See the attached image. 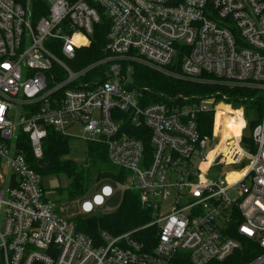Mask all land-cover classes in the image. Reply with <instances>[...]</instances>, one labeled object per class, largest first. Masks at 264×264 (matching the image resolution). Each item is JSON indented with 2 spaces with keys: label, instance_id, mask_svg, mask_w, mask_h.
<instances>
[{
  "label": "built area",
  "instance_id": "obj_1",
  "mask_svg": "<svg viewBox=\"0 0 264 264\" xmlns=\"http://www.w3.org/2000/svg\"><path fill=\"white\" fill-rule=\"evenodd\" d=\"M35 1L45 14L0 0V264H207L241 247L232 230L263 248L245 264H264V99L251 151L240 134L213 143L199 130L198 114L227 108L225 97L150 101L127 80L131 64L140 63L264 96V0ZM102 16L108 55L74 69L76 50L89 46ZM107 62L103 76L92 75ZM48 127L104 144L115 168L113 186L83 197L80 214L96 213L116 192L135 191L152 211L140 229L154 226L155 241L143 243L132 231L93 238L56 213L15 143L26 133L40 158ZM244 161L223 178H207L215 165Z\"/></svg>",
  "mask_w": 264,
  "mask_h": 264
},
{
  "label": "trees",
  "instance_id": "obj_2",
  "mask_svg": "<svg viewBox=\"0 0 264 264\" xmlns=\"http://www.w3.org/2000/svg\"><path fill=\"white\" fill-rule=\"evenodd\" d=\"M25 3L26 0H16ZM31 6L35 17L45 14V7L41 8L42 2L31 0ZM100 12V10H99ZM109 28V21L102 16L100 22L93 26V33L90 36V44L76 50V57L73 62L74 69H81L108 55L104 51L106 43V33ZM80 39V38H78ZM57 53V51H56ZM110 62L104 65H96L92 70V75H104L103 70L107 69ZM133 86L143 91L146 100L158 101L166 97L179 95L205 97L214 95L218 100L230 104L248 105L253 110V118L249 121L250 131L259 122L263 109L264 96L261 91L243 86H228L215 82H199L181 78L166 76L140 63H132ZM53 70H57L54 66ZM199 130L203 134H211L213 125L212 112L200 113L197 116ZM71 138L65 136L53 128H47V134L41 144L42 156L36 158L32 152L29 137L26 133H18L16 148L22 152L27 163L40 176L64 175L69 179L68 186L59 188V192L65 190L69 200L83 197L88 192L90 184L101 178L114 176V169L110 166L105 145L97 142H86V162L76 164L67 158L70 152ZM243 145L255 150L249 137H242ZM118 178V177H117ZM120 179V177H119ZM151 208L142 207L137 192L127 190L122 193L118 206L111 211L99 212L87 215L78 214L73 216L76 228L90 237H97L101 231L110 234H119L132 231L133 235L141 242L155 241L156 228L149 227L140 229L150 221ZM241 223V218L236 220V224ZM234 224V223H233ZM137 230V231H136ZM135 231V232H134ZM229 235L241 241V247L223 261H212L207 264H245L263 252L255 240L242 237L237 232H229Z\"/></svg>",
  "mask_w": 264,
  "mask_h": 264
},
{
  "label": "rangeland",
  "instance_id": "obj_3",
  "mask_svg": "<svg viewBox=\"0 0 264 264\" xmlns=\"http://www.w3.org/2000/svg\"><path fill=\"white\" fill-rule=\"evenodd\" d=\"M24 5H29L32 9L31 3L29 4L28 1H26ZM127 80L132 85L133 80L130 76L127 78ZM226 110L228 112L224 114ZM17 111V113L14 111L12 113V118L13 120H15V122L18 120V116L23 114L21 109H18ZM252 118L253 110L248 105L230 104L226 108L225 104H220L218 111H216L213 116L212 131L210 134L213 143H217L220 139L237 136L238 134L245 138L249 137L251 131L249 129L248 123ZM85 147L86 142L84 140L79 138H71L70 152L67 158L71 159L76 164H84L86 162ZM245 164H247V161H244L243 164H236L231 166H222L218 164L211 167L206 175L209 179L217 180L219 178H223V175L231 170H239ZM108 168L115 170L112 165H110ZM203 168H205V166H203ZM93 177L94 181L90 184L88 192L83 197L89 195V193L98 191L101 185L110 184L113 186L114 184V177L101 178L98 181L95 180L94 175ZM40 181L45 190L46 196L54 202L56 213L65 218H71L81 213L80 202L83 197L69 200L65 190L63 191V193H60L58 191L59 188L65 189L68 186L69 179L66 176H56L50 174L40 177ZM121 195L122 194L120 192H116L106 202L105 207L96 210V213L107 212L116 208L118 206ZM168 208L169 204L165 206V211L168 210Z\"/></svg>",
  "mask_w": 264,
  "mask_h": 264
},
{
  "label": "bare ground",
  "instance_id": "obj_4",
  "mask_svg": "<svg viewBox=\"0 0 264 264\" xmlns=\"http://www.w3.org/2000/svg\"><path fill=\"white\" fill-rule=\"evenodd\" d=\"M78 38H79V37H76V38H74V40H78ZM227 112H228V111L226 110V111L224 112V114L227 113ZM233 176H235L234 173H233V174H230L229 179H231Z\"/></svg>",
  "mask_w": 264,
  "mask_h": 264
}]
</instances>
